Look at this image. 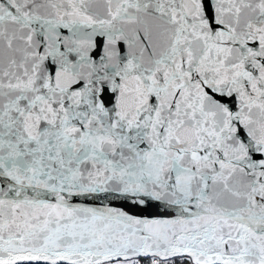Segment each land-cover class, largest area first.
<instances>
[{
    "label": "snow or ice",
    "instance_id": "1",
    "mask_svg": "<svg viewBox=\"0 0 264 264\" xmlns=\"http://www.w3.org/2000/svg\"><path fill=\"white\" fill-rule=\"evenodd\" d=\"M0 264H264V0H0Z\"/></svg>",
    "mask_w": 264,
    "mask_h": 264
}]
</instances>
